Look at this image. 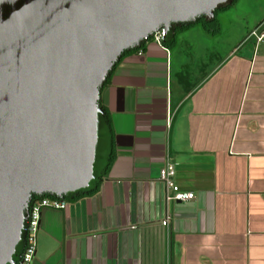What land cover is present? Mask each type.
I'll list each match as a JSON object with an SVG mask.
<instances>
[{
    "label": "crops",
    "instance_id": "0c3cea01",
    "mask_svg": "<svg viewBox=\"0 0 264 264\" xmlns=\"http://www.w3.org/2000/svg\"><path fill=\"white\" fill-rule=\"evenodd\" d=\"M171 39L110 71L109 166L95 193L40 209L30 264H264V19L226 52ZM165 158L190 200L164 201Z\"/></svg>",
    "mask_w": 264,
    "mask_h": 264
},
{
    "label": "water",
    "instance_id": "95a60500",
    "mask_svg": "<svg viewBox=\"0 0 264 264\" xmlns=\"http://www.w3.org/2000/svg\"><path fill=\"white\" fill-rule=\"evenodd\" d=\"M233 0H0V264L33 196L87 187L100 88L125 52Z\"/></svg>",
    "mask_w": 264,
    "mask_h": 264
},
{
    "label": "rangeland",
    "instance_id": "374dc122",
    "mask_svg": "<svg viewBox=\"0 0 264 264\" xmlns=\"http://www.w3.org/2000/svg\"><path fill=\"white\" fill-rule=\"evenodd\" d=\"M213 18L217 24L213 34L205 31L200 22L176 28L173 49L183 50L188 43L192 51H228L246 32L263 21L264 0H233L228 6L217 9ZM97 154L94 172L98 173L103 168L105 149L99 146Z\"/></svg>",
    "mask_w": 264,
    "mask_h": 264
},
{
    "label": "built area",
    "instance_id": "2783aa9c",
    "mask_svg": "<svg viewBox=\"0 0 264 264\" xmlns=\"http://www.w3.org/2000/svg\"><path fill=\"white\" fill-rule=\"evenodd\" d=\"M164 31L159 29L151 34V36L144 38V42L147 40L153 41L158 46H162V40ZM169 118L166 120V127L169 125ZM174 175V169L172 165L165 158L162 166L158 170L157 180L161 183L165 189L164 201H187L192 198L191 192L181 191L177 185L173 184L171 179ZM49 207L52 209L63 210L67 207V202L59 198H46L40 197L31 199L28 204V210L26 213L25 221L22 227L23 233V246L18 256L17 261H11L9 264H30L33 255L35 253L36 246V232L39 226L40 209ZM168 221V216L162 220L163 224Z\"/></svg>",
    "mask_w": 264,
    "mask_h": 264
},
{
    "label": "trees",
    "instance_id": "16d2710c",
    "mask_svg": "<svg viewBox=\"0 0 264 264\" xmlns=\"http://www.w3.org/2000/svg\"><path fill=\"white\" fill-rule=\"evenodd\" d=\"M226 6H228V5H226ZM226 6H223V7H226ZM196 22H200L202 27L207 31H215L217 28V24H216V21L214 18H212L208 21H205L203 18L199 17V18H197ZM188 24H190V23H188ZM183 25H187V24H180V26H178V27L181 28ZM178 27H175L173 31L168 29L164 33L162 43L168 45V43L172 40L171 39L172 35L174 34L176 28H178ZM142 47H143V45L141 43L137 49H140ZM137 49H134V50H137ZM98 106L100 107L102 113L98 114V116H97V143H96L95 156H94V162H93V167H92L93 178L89 181L87 187L76 190L73 193H68L65 196H63L62 200H64V201L70 200V199L75 200V199L80 198L82 196H88V195L95 193L97 190V187H98L103 175H105L107 167L109 166V163L111 161V131L109 128V123H108L109 121H108L106 113H105L103 107L100 105L99 101H98ZM99 146H101L102 148H105V159H104V164H103L102 170L97 173V172H94V163L98 158L97 152H98ZM40 197L52 198L51 196H49L47 194H43L39 197L33 196L31 199L40 198ZM23 243L24 242L20 241V243L16 246L15 253L12 256L13 261H17L18 256H19V252H20V248H22Z\"/></svg>",
    "mask_w": 264,
    "mask_h": 264
},
{
    "label": "flooded vegetation",
    "instance_id": "af4514ba",
    "mask_svg": "<svg viewBox=\"0 0 264 264\" xmlns=\"http://www.w3.org/2000/svg\"><path fill=\"white\" fill-rule=\"evenodd\" d=\"M172 27H173V28H175V27H178V26H176V25H173ZM22 242H23V239H22Z\"/></svg>",
    "mask_w": 264,
    "mask_h": 264
}]
</instances>
